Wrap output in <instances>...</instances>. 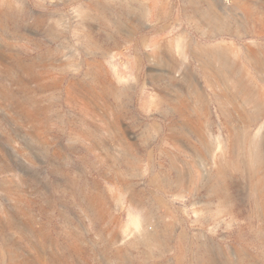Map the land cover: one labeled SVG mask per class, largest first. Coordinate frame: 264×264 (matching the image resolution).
Wrapping results in <instances>:
<instances>
[{"label":"rangeland","instance_id":"obj_1","mask_svg":"<svg viewBox=\"0 0 264 264\" xmlns=\"http://www.w3.org/2000/svg\"><path fill=\"white\" fill-rule=\"evenodd\" d=\"M249 1L0 0V264H264V66L253 119L200 66L264 61Z\"/></svg>","mask_w":264,"mask_h":264},{"label":"bare ground","instance_id":"obj_2","mask_svg":"<svg viewBox=\"0 0 264 264\" xmlns=\"http://www.w3.org/2000/svg\"><path fill=\"white\" fill-rule=\"evenodd\" d=\"M242 1H244V2L241 3V5L235 4L234 8H236L237 10L242 9L246 16L250 15L251 10L253 9L252 8L253 5L251 6V4H250L251 1H249V0H242ZM261 2H263V1H261ZM261 6H263V5H261ZM262 8H264V7H262ZM220 10L224 14V18H226L227 21L223 22V24L220 26L219 25H213V30L215 31L218 28V30L224 29V30L230 31L231 29H230V24L228 23V21L233 19L236 10L231 11V9L229 10L226 8H220ZM208 17L212 20L213 18H216L217 16L214 15V13L212 14V12H210V13H208ZM250 17L258 19V17L255 16L253 13L251 14ZM254 22L257 23V21H255V20H254ZM231 28H232V26H231ZM202 52L203 51H201V53ZM205 52H207V51H205ZM201 53H200V55L198 54V56H201L202 55ZM193 54H194V56H197V55H195V53H193ZM206 54L208 55L209 60L202 62L200 64V66H201L203 72L205 73V76H206L205 78L209 79V81L207 80L209 82V84H211L210 81L212 82V80H210L212 78V74L214 75L216 73L215 76L218 77L217 75H219V76L222 75L225 70L229 71L228 68L230 66V68H233L234 73H233V75L231 74L230 71L227 73L229 76H231V78H233L232 81L235 83L233 85H235L234 87L236 90V94L238 96H242L244 103L251 106L250 109H251L252 113L249 115L247 113V114H245V116L247 118L253 119L257 115H259L261 112L262 100H261V95H259V93L256 90L258 82H257L256 78H254V76L252 75L251 72H253V73L259 72L261 67L264 66V61L259 60V59H248L247 58L248 59L247 62L246 61H240V63H237L239 65H237L235 63L239 59V58H237L236 61H234L235 65H237V67H235L236 68V70H235L234 65H232L227 58V56H228L227 53L225 54L222 51L214 50V52H211L210 54H208V53H206ZM213 58L217 62H215L213 60ZM210 75H211V77H208ZM225 75L228 77L227 74H225ZM215 76H213V77H215ZM224 76H223L224 79H228L227 77H224ZM216 77L214 79H216ZM220 78H222V77L220 76L219 79ZM214 79H213V81H214ZM259 81H261V79ZM218 82H221V81L219 80ZM215 83L217 84V81ZM215 83H213V84H215ZM213 84H211V88H212ZM209 87H210V85H209ZM208 99L210 101L213 100V101H217V102H223L224 99L230 100V101L233 100V96L227 95L225 93L214 92L211 99L210 98H208ZM242 117L243 116L241 115L240 119H242ZM237 138H238V141H237V144L235 146L239 150L238 152H240V162L242 161V164L246 163L245 168H249L253 163L254 157L252 158V156H250L248 159L247 158L244 159L243 152H244L245 147L248 146L250 153H251L257 146H259V145L262 146L261 145L262 143H258V141H256V143H255V141H253V139L252 140L250 139V137L248 136V133L246 131H243V130L241 131L240 135ZM258 161H260V160H257V162ZM260 163H262V162H260ZM262 184H264V181ZM258 196L262 197L263 195L259 194ZM133 224L137 227V226H139V221L135 220V221H133ZM152 241H154V238H152L150 236H146L144 239L145 244L146 243L151 244Z\"/></svg>","mask_w":264,"mask_h":264}]
</instances>
